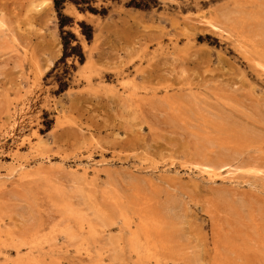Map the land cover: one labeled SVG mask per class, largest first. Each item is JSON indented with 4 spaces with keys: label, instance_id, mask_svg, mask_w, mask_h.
<instances>
[{
    "label": "rangeland",
    "instance_id": "rangeland-1",
    "mask_svg": "<svg viewBox=\"0 0 264 264\" xmlns=\"http://www.w3.org/2000/svg\"><path fill=\"white\" fill-rule=\"evenodd\" d=\"M63 13L0 0V264H264V0Z\"/></svg>",
    "mask_w": 264,
    "mask_h": 264
},
{
    "label": "trees",
    "instance_id": "trees-1",
    "mask_svg": "<svg viewBox=\"0 0 264 264\" xmlns=\"http://www.w3.org/2000/svg\"><path fill=\"white\" fill-rule=\"evenodd\" d=\"M69 1L70 0H52V5L54 7V10L56 12L57 19H58L60 39H61L62 48H63L62 59H65L69 56H73L77 51H80V46L78 44H76L75 46L71 45L72 41L76 42L74 35L71 32L64 30L66 27H71V25H73V20L70 17L64 15L63 13L65 4ZM73 3L77 6L79 5V3L75 1ZM88 10L91 13L96 14V12L93 9H88ZM79 26L81 28V34L86 38L87 41H90L93 37L92 28L84 23H80ZM79 58H80V61H79L80 64H83L84 56L81 53H79ZM64 90H65L64 87L61 88V92Z\"/></svg>",
    "mask_w": 264,
    "mask_h": 264
},
{
    "label": "bare ground",
    "instance_id": "bare-ground-1",
    "mask_svg": "<svg viewBox=\"0 0 264 264\" xmlns=\"http://www.w3.org/2000/svg\"><path fill=\"white\" fill-rule=\"evenodd\" d=\"M234 11V10H233ZM232 11V12H233ZM235 12V11H234ZM231 16V15H230ZM226 18H228V16H226ZM231 18H232V16H231ZM231 21V20H230ZM208 25H211L213 28H217L214 24H211V23H208ZM225 25H227L226 23H225ZM220 26V25H219ZM236 27V29H237V26H235ZM218 30H220V29H218ZM228 32V31H227ZM24 169V166H22L21 164H18V166L16 167V170L14 171L15 173L16 172H20V171H22ZM81 172H83L84 174H86V172H87V168H80L79 169ZM24 174V173H23ZM12 175V174H11ZM10 175V176H11ZM7 179V178H6ZM119 203V202H118ZM168 203V202H167ZM176 204V203H175ZM166 205V204H165ZM168 205V204H167ZM173 205V204H172ZM175 207V206H174ZM170 208V207H169ZM173 208V207H172ZM172 208L171 209H168V212L167 213H169V211H170V213H172L171 211H172ZM214 208V207H213ZM250 209V208H249ZM163 211V210H162ZM176 211H177V209H176ZM174 212V211H173ZM175 213V212H174ZM163 215V214H162ZM166 215V214H165ZM249 215L250 214H248V217H249ZM173 216V215H172ZM253 216V215H252ZM168 217V216H167ZM218 217V216H217ZM171 218V217H170ZM219 218H220V216H219ZM167 219H169V218H167ZM244 220V219H243ZM246 223H248V222H246ZM264 232V231H263ZM236 234V233H235ZM249 235V234H248ZM258 238V237H257ZM135 239H137V238H134V239H132L131 241L132 242H134L135 241ZM20 240L22 241V243H24V236L22 235V237L20 238ZM31 241L32 240H30L29 241V244H31ZM264 242V241H263ZM229 250V249H228ZM262 251H263V249H261V253H262ZM149 254V253H148ZM153 255V254H152ZM25 262H24V264H37L36 263V261L34 260V258L33 257H28L26 260H24ZM227 263V262H226Z\"/></svg>",
    "mask_w": 264,
    "mask_h": 264
}]
</instances>
